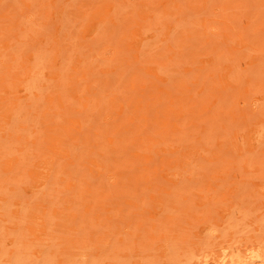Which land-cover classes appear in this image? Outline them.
Returning a JSON list of instances; mask_svg holds the SVG:
<instances>
[{"label":"rangeland","instance_id":"obj_1","mask_svg":"<svg viewBox=\"0 0 264 264\" xmlns=\"http://www.w3.org/2000/svg\"><path fill=\"white\" fill-rule=\"evenodd\" d=\"M0 264H264V0H0Z\"/></svg>","mask_w":264,"mask_h":264}]
</instances>
